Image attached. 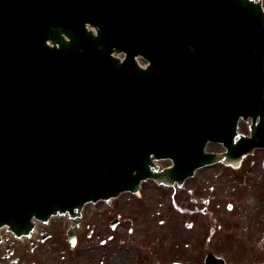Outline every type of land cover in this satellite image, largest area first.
<instances>
[{
	"label": "water",
	"instance_id": "obj_1",
	"mask_svg": "<svg viewBox=\"0 0 264 264\" xmlns=\"http://www.w3.org/2000/svg\"><path fill=\"white\" fill-rule=\"evenodd\" d=\"M207 141L225 151L205 152ZM256 147L261 0H0V228L28 236L35 219L79 217L146 178L237 168Z\"/></svg>",
	"mask_w": 264,
	"mask_h": 264
},
{
	"label": "rangeland",
	"instance_id": "obj_2",
	"mask_svg": "<svg viewBox=\"0 0 264 264\" xmlns=\"http://www.w3.org/2000/svg\"><path fill=\"white\" fill-rule=\"evenodd\" d=\"M262 3L264 6V0H262ZM245 128L244 123V130ZM240 129H242V123ZM219 148L220 146L214 143H209L206 147L207 150H218ZM263 158L264 151L256 150L253 155L244 160L238 171L223 167L221 164H215L202 168L198 171L197 176L192 179L197 185L202 198L208 195L225 196L227 198V200L224 199L225 203H222L219 198L213 199L212 208L217 203L222 204V211L226 214V216H222L216 213V223H220V225L227 223L226 229L229 232V238L228 242L223 244L226 249H220V251L229 256L228 261L231 264H264V169L261 166ZM146 185H148V182L143 184L142 192L147 190ZM128 197L129 195L120 196L118 199L113 200L112 204L116 207L123 206ZM226 203L233 204L234 209L231 213L227 212L230 210L226 208ZM204 205V203H201L200 207ZM95 207L96 205L87 206L84 210L89 213L95 211ZM120 213L122 212L120 211ZM199 217L203 219L204 216L199 214ZM55 219L51 220L45 228L48 233H54V235L47 236L43 240L36 238L35 246L31 251L27 242H22L25 240L12 241L9 238L11 246L15 248L8 259L14 257L16 259L15 264H103L105 259H108L107 264H130L129 260L134 261L132 264H147V261L151 259L149 253L145 251L144 243L128 241V227L132 225L130 223L120 226L118 230L119 244L111 242L108 243L111 247L101 248L100 242L95 239V236L87 239L86 233L83 232L78 234L76 249L71 250L65 242L64 231L68 226L66 218L56 217ZM141 221H145V219H141ZM39 228L40 225L38 224L36 229ZM135 228L133 226V230ZM210 234L212 238L219 235L216 226L212 227L209 236ZM2 235L5 238L7 233L4 232ZM8 237L10 236L8 235ZM137 238L134 239L137 240ZM204 238L205 236H201V245L203 246H201L203 248L201 257L206 250V244L203 242ZM86 242H91L94 247L85 252L84 245H86ZM196 249L194 247H184L182 249L184 259L193 257ZM2 252L0 246V264H6V259L1 257ZM8 264L11 263L8 261Z\"/></svg>",
	"mask_w": 264,
	"mask_h": 264
},
{
	"label": "flooded vegetation",
	"instance_id": "obj_3",
	"mask_svg": "<svg viewBox=\"0 0 264 264\" xmlns=\"http://www.w3.org/2000/svg\"><path fill=\"white\" fill-rule=\"evenodd\" d=\"M194 177L185 180L180 186H164L153 181H147V190L142 192L143 184L146 183L144 182L141 184L137 195L123 194L129 195L123 206L116 207L112 202L96 203L94 204L96 205L95 211L87 213L83 210L77 233L85 232L87 239L95 236V239L100 242L101 248L111 247L108 243H120L118 233L120 226L130 223L132 227L128 228V241L145 244V251L151 257L147 264H201V253L203 252L201 236H205L203 239L204 244H206L205 251L213 252L226 261L229 256L220 251V249H226L223 245L228 240L226 228L221 229L219 224L220 238L218 236L212 238L211 234L209 236V231L218 224L216 223V213L226 216L222 211V204L217 203L212 208V200L219 198L222 203H225L224 199L227 200V198L225 196L216 197L215 195L202 198L197 185L192 181ZM201 203L205 205L200 207ZM87 206L91 207L92 204L85 207ZM225 206L231 213L233 205L226 203ZM115 211L119 212L115 213ZM199 214L204 216L203 219L199 217ZM141 219H145V221H141ZM66 220L70 225V220ZM206 220L207 222H205ZM49 223L40 224V238L46 235H54V233L44 231ZM133 226L136 227L134 230ZM85 244V252L94 247L91 246V242ZM76 247L77 244L71 250H75ZM184 247L197 248L194 251V256L184 259L182 251ZM206 252L205 254H207ZM107 260L105 259L103 264H107ZM133 262V260H129L130 264Z\"/></svg>",
	"mask_w": 264,
	"mask_h": 264
}]
</instances>
